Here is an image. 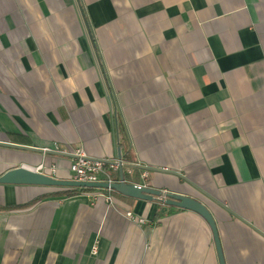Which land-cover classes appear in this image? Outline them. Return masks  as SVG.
<instances>
[{"label":"crops","instance_id":"1","mask_svg":"<svg viewBox=\"0 0 264 264\" xmlns=\"http://www.w3.org/2000/svg\"><path fill=\"white\" fill-rule=\"evenodd\" d=\"M118 147L210 211L226 264H264V0H0V177ZM68 190L0 185V264H220L193 211Z\"/></svg>","mask_w":264,"mask_h":264},{"label":"water","instance_id":"2","mask_svg":"<svg viewBox=\"0 0 264 264\" xmlns=\"http://www.w3.org/2000/svg\"><path fill=\"white\" fill-rule=\"evenodd\" d=\"M118 165H119V181L118 182H97V183H84L73 180H60L42 174L38 171L27 169L25 167H18L10 170L0 177V185H12V186H40V187H56L64 189H95V190H111L125 197L154 201L156 198L163 200V202L171 207H176L183 210L193 211L203 217L210 225L220 260V264H226L220 239L218 235V229L214 218L210 211L199 201L190 197L177 195L174 193H167L157 189L138 186L126 181L125 169L130 168L131 164H124L122 158L121 147H118ZM114 164L112 162H109Z\"/></svg>","mask_w":264,"mask_h":264},{"label":"built area","instance_id":"3","mask_svg":"<svg viewBox=\"0 0 264 264\" xmlns=\"http://www.w3.org/2000/svg\"><path fill=\"white\" fill-rule=\"evenodd\" d=\"M112 114L114 115L115 121L118 122L117 112L115 108L113 109ZM72 157L73 160L70 166V173L72 174L71 180L84 183L114 182L108 171L109 169L119 170L118 160L114 161V164H111L105 160L95 159L93 157H90L83 149H78L73 152ZM147 176L148 172L144 171L142 173V177L146 179ZM110 201L113 203L112 198H110ZM125 216L129 220L141 224H144L146 222L145 219L136 218L132 211H126Z\"/></svg>","mask_w":264,"mask_h":264},{"label":"trees","instance_id":"4","mask_svg":"<svg viewBox=\"0 0 264 264\" xmlns=\"http://www.w3.org/2000/svg\"><path fill=\"white\" fill-rule=\"evenodd\" d=\"M125 162H131L132 161V157L130 155V153H127L124 157H123ZM99 190H95V189H84V188H79V189H69L68 191H64L61 193V196H66V197H74L83 193H94V192H98ZM100 191H104L105 190H100ZM37 201H33L31 204H35ZM163 213L161 211H159L156 215V219H160L163 217Z\"/></svg>","mask_w":264,"mask_h":264}]
</instances>
